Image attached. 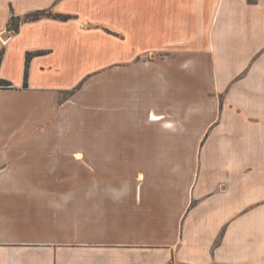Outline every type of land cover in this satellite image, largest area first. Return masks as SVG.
Listing matches in <instances>:
<instances>
[{"label": "crops", "instance_id": "obj_1", "mask_svg": "<svg viewBox=\"0 0 264 264\" xmlns=\"http://www.w3.org/2000/svg\"><path fill=\"white\" fill-rule=\"evenodd\" d=\"M0 37V264H264V0H0Z\"/></svg>", "mask_w": 264, "mask_h": 264}, {"label": "trees", "instance_id": "obj_2", "mask_svg": "<svg viewBox=\"0 0 264 264\" xmlns=\"http://www.w3.org/2000/svg\"><path fill=\"white\" fill-rule=\"evenodd\" d=\"M42 17H54V18H59V19H66L68 16L64 14L53 13L51 9L49 8L38 9V10L28 12L22 18L19 16H14L12 14L8 21V28L12 29L13 31H17L20 21L22 19L26 21V20H36ZM1 58H2V51H0V61H1ZM29 58H30V53L27 54V57H26L27 61L29 60ZM26 77H27V69L25 70V81H26ZM79 86H80V83L75 88L68 91L67 94L65 95H71L74 91H76V89L79 88ZM0 87L9 88L10 82L4 79H0ZM65 95L62 96V98H64Z\"/></svg>", "mask_w": 264, "mask_h": 264}, {"label": "rangeland", "instance_id": "obj_3", "mask_svg": "<svg viewBox=\"0 0 264 264\" xmlns=\"http://www.w3.org/2000/svg\"><path fill=\"white\" fill-rule=\"evenodd\" d=\"M12 31H13V30H12ZM79 87H80V86H79ZM120 113H121V112H118V113L115 112V113H112L111 116H112L113 118H115V117L117 118V117H119V116H122V117H124V118L127 117V118L132 119V115H131V114H127V113H123V112H122L121 114H120ZM108 115H109V113H108ZM126 115H127V116H126ZM125 116H126V117H125ZM124 118H123L122 120H124ZM132 120H133V119H132ZM125 123H126V124H125V126H126L127 123H128V122H127V119H125ZM108 153H109V152H108Z\"/></svg>", "mask_w": 264, "mask_h": 264}, {"label": "built area", "instance_id": "obj_4", "mask_svg": "<svg viewBox=\"0 0 264 264\" xmlns=\"http://www.w3.org/2000/svg\"><path fill=\"white\" fill-rule=\"evenodd\" d=\"M10 32H12V30ZM0 40L2 41V43H5V39L0 37Z\"/></svg>", "mask_w": 264, "mask_h": 264}, {"label": "bare ground", "instance_id": "obj_5", "mask_svg": "<svg viewBox=\"0 0 264 264\" xmlns=\"http://www.w3.org/2000/svg\"><path fill=\"white\" fill-rule=\"evenodd\" d=\"M1 35L3 36V38L6 37V36H5L6 34H1Z\"/></svg>", "mask_w": 264, "mask_h": 264}]
</instances>
